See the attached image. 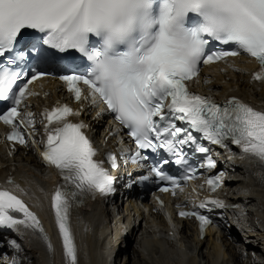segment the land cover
Wrapping results in <instances>:
<instances>
[{"label":"snow or ice","instance_id":"6c2138e0","mask_svg":"<svg viewBox=\"0 0 264 264\" xmlns=\"http://www.w3.org/2000/svg\"><path fill=\"white\" fill-rule=\"evenodd\" d=\"M23 30L43 34L47 49L41 47L34 57L31 53L39 42L20 48ZM90 37L96 40L90 41ZM208 38L234 48L215 49ZM53 49L58 53L75 50L91 62V69L82 72L64 67L52 73L37 66L48 61L50 57L44 53ZM241 54L258 62L260 69L253 80L264 83V0H0V123L11 128L8 141L27 146L21 129L30 128L29 140L35 144L33 113L22 114L21 106L27 108L24 102L37 95L29 85L54 76L77 103L91 98L94 105L102 104L104 111L114 114L135 143L134 164L146 149H163L176 158L177 165L185 164L186 147L210 153L195 134L222 148L231 141L244 154L264 163V111L234 97L218 104L210 96L189 91L185 83L198 77L202 66ZM17 60L35 61L36 65L28 72L16 71L8 65L19 67ZM205 83H209L207 78ZM81 85L86 86V95ZM5 101L8 103H2ZM42 115L47 139L40 155L63 181L51 196V209L65 264H78L70 211L88 196L113 194L114 178L103 160L94 159L98 153L84 132L87 125L70 119L80 117V111L58 104ZM105 155L111 167L117 168V157ZM205 159L203 166L216 167L210 155ZM150 171L157 182L170 185L159 190L173 196L177 189L183 191L182 182L198 178L191 168L180 179L167 175L160 166ZM205 183L214 193L222 178L217 175ZM227 206L221 199L208 198L193 204L191 211H180L179 216L194 217L203 235L212 223L206 213ZM18 225L39 232L48 250H53L37 215L15 194L0 190V227Z\"/></svg>","mask_w":264,"mask_h":264},{"label":"bare ground","instance_id":"6f19581e","mask_svg":"<svg viewBox=\"0 0 264 264\" xmlns=\"http://www.w3.org/2000/svg\"><path fill=\"white\" fill-rule=\"evenodd\" d=\"M230 61L228 65L209 68L211 71L194 81V87L218 100L241 97L254 110L264 111V83L251 82L252 74L257 69L256 63L248 56ZM205 78L209 83L204 82ZM46 84L52 86L55 92L61 90L54 81L41 82L43 86ZM54 98L56 94L40 97L37 102L50 103ZM88 122L96 133L100 132L103 125L100 120L89 118ZM238 156L228 160V166L233 172L224 195L238 208L232 216V228L222 235L223 245L220 246L209 232L204 240L198 236L185 235L180 249L172 247L165 251L155 235L153 225L156 223L160 227L159 233H167L168 230L164 229L165 225L158 216L153 221L145 218L141 222L144 215L134 195L137 188L133 191V188L126 187L137 176L128 175L124 176L125 180L115 196L118 215L112 217L107 213L108 224L96 221L86 207L78 211L73 226L77 238L78 264H242L239 255L242 256L244 252H247V258L242 259L245 264H264V163L251 155ZM223 158L225 161L228 159L227 156ZM13 161L18 164L20 171L17 180L26 183L34 194L42 196V207L38 211L48 232L52 233L53 225L49 215L50 196L55 190L52 177L45 173L31 153L20 150L11 160L0 145V166L8 169ZM124 172L129 174L130 170L124 168ZM13 215L21 218L19 213ZM7 236L11 237V232ZM134 242L135 248L132 245ZM224 247L228 259L222 251ZM4 249L5 246L0 248V253ZM18 253L25 254L32 264L55 263L52 253L48 252V260L35 242H24ZM58 262L65 264L63 253L61 256L59 254Z\"/></svg>","mask_w":264,"mask_h":264},{"label":"rangeland","instance_id":"374dc122","mask_svg":"<svg viewBox=\"0 0 264 264\" xmlns=\"http://www.w3.org/2000/svg\"><path fill=\"white\" fill-rule=\"evenodd\" d=\"M134 195L135 196H137V190L136 191H134ZM230 238V237H229ZM216 240H217V242H218V244L220 245V244H222L223 245V238L221 237V236H218L217 238H216ZM132 245H133V247L135 248L136 247V245H135V242L134 243H132ZM221 246V245H220ZM129 251H130V248H129ZM222 251H224L225 252V254H226V259H228V254H227V252L225 251V247H224V250H223V248H222ZM245 253H247V252H244L243 253V255L245 254ZM254 253V252H253ZM240 256L239 255V258H240V262L242 263V264H245V262L244 261H242V259L244 258V259H246L247 258V254L246 255H244V256ZM124 256V255H123ZM246 257V258H245ZM130 263H132V262H130Z\"/></svg>","mask_w":264,"mask_h":264}]
</instances>
